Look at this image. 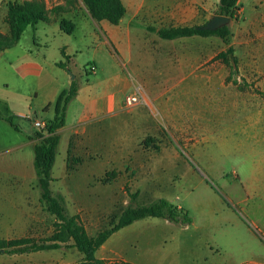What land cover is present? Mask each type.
<instances>
[{"label":"rangeland","instance_id":"rangeland-1","mask_svg":"<svg viewBox=\"0 0 264 264\" xmlns=\"http://www.w3.org/2000/svg\"><path fill=\"white\" fill-rule=\"evenodd\" d=\"M23 1L0 0L3 37H10L4 22L6 4ZM134 1L122 0L128 12L126 19L132 17L154 50L168 51L175 57L173 63H179L154 73L169 80L172 86L159 90L165 99L157 104L146 97L147 105L139 113L142 125L137 132L130 135L128 125L122 120L120 131L115 127L106 136L105 153L72 152L65 169L69 183L62 179L55 181L50 185L52 196L62 203L67 217L79 215L73 210L82 208L79 216L89 236L109 229L120 212L130 205L127 190L138 193L134 205H147L164 198L185 209L194 224L186 225L188 230L181 229V225L177 228V237L151 245L150 254L159 257L170 253L177 261L188 259L179 252V243L194 236L208 241L219 264L226 261V264H243L246 258L241 263L237 259L226 260L227 247L223 244L232 238L240 240L234 233L230 236L238 227L248 226L260 237V230L264 229V0H239L240 18L229 23L231 35L226 44L213 37L202 42L183 40L169 45L160 44L147 29L187 23L173 18L163 22L162 18L151 15V11L158 15L157 11L173 10L176 1L138 0L139 4ZM201 1L199 25L218 15L219 5L218 0ZM47 5L49 9L60 7L55 14L48 12L49 20L73 18L77 24L71 39L80 49L72 58L70 76H75L76 82L81 77L91 79L93 73L85 71L93 64L92 51L83 47V35L97 28L88 20L91 17L86 7L81 0H47ZM28 29L19 46L0 54V74L11 71L12 81L17 83L21 79L18 72L24 65L35 66L37 61H42L41 52L36 56L34 52L32 56L21 53L22 49L33 47L31 28ZM228 47L233 49L236 66L214 59ZM57 56L54 46L49 45L45 52L47 69ZM98 61L104 72L105 61L100 58ZM100 70L97 76L101 75ZM136 82L145 85L142 79L135 77L134 84ZM0 112H4L2 106ZM50 116L51 113L37 112L40 119ZM15 122L19 123L16 119ZM22 122L19 124L23 130L34 136L35 127L28 120ZM0 138L4 139L1 131ZM75 145L76 141L72 146ZM118 146L123 151L119 158H104L108 152L118 150ZM19 155L18 151L5 152L0 145V162L14 160ZM62 155L60 146L57 169ZM4 164L7 163H0ZM30 169L34 176L33 167ZM109 172H114L115 178L110 184H103ZM23 175L26 177L27 171H23ZM68 186L74 199L67 197ZM39 199V188L34 181L23 184L10 179L8 173H0V239L40 241L55 233L57 220ZM95 201H105L106 207L94 208ZM149 219L146 221H151ZM135 249L142 251L139 246L131 251ZM251 249L264 252V247L257 244ZM131 251L127 250V254L131 255ZM81 257L69 240L56 250L3 253L0 264H74Z\"/></svg>","mask_w":264,"mask_h":264},{"label":"crops","instance_id":"crops-1","mask_svg":"<svg viewBox=\"0 0 264 264\" xmlns=\"http://www.w3.org/2000/svg\"><path fill=\"white\" fill-rule=\"evenodd\" d=\"M175 1L176 5L173 10L168 12L163 10L157 11L158 15H155L154 11H151V15L162 18L163 22L167 18H173L175 21L184 19V22H187L179 26H200L198 21L201 18L202 1ZM134 2V4H139L138 0ZM127 14L126 9L125 16L116 26L111 25L107 21L95 22L91 18H88L97 28L96 30L85 31L83 35V47L92 51L91 61L93 62L92 65L96 67L91 79L81 77L80 81L76 82V77L74 76L72 79L70 76L71 71L67 72L56 66L58 62L65 63V59L61 55V51H63L69 57L68 67L71 70L72 58L80 49L74 45L71 39V36L77 29V24L73 18L70 20L75 23L76 28L71 35H67L60 30L59 21L39 22L34 28L27 27L23 31L18 43L12 48L5 50L10 51L19 46L22 37L29 30L28 28H31L33 47L30 50L22 49L21 53L32 56L34 52L36 56L41 52L42 61H37V65L35 66L31 64L24 65L18 72L21 78L19 83L12 81L11 71H1L0 106L4 108V112H0V131L3 133L4 139L0 138L2 142H0V145H3L5 152L18 151L20 155L14 160L0 162L7 163L0 165V173H8L9 178L15 182L19 181L26 184V182L34 181L37 185V181H35L36 176H33L30 166L33 167V148L39 140L33 134L24 131L19 123H23V120H28L33 126V118L45 122L52 120L54 115L52 104L58 94L62 90L68 89L73 81L77 83L78 90L76 96L67 106L65 125L58 131L60 139L51 171L53 179L51 186L59 179H62V182L69 183L70 177L65 175V169L72 152L90 151L105 153L106 136L115 127L120 131L122 120L128 125L130 135L138 131L139 126L142 125L139 113H142L144 105H147L146 97L151 103L154 102L155 104L165 99V95L161 94L159 90L163 91V88L167 90L172 85L169 80L154 73L166 71L169 69V66L179 65V63H173L175 57L168 51L159 52L154 50L151 44L145 40V33L140 32V27L133 23L132 17L126 19ZM161 28L169 27L159 25L154 29L159 30ZM151 33L154 34L162 45H169L183 40L202 42L214 37L193 36L175 40H164L160 39L155 32ZM49 45L54 46L58 56L49 65L50 69H47L45 52ZM99 58L105 61L104 72L100 70ZM99 70L101 71V75L97 76L96 74ZM6 74L8 75L7 77L4 76ZM135 77L142 79L145 85L141 82L134 84ZM138 86L141 87L143 94L146 95V103L127 107L125 103L126 96L132 94ZM39 111L44 115L51 113V116L40 119L37 117V112ZM22 115H26L31 119H24L21 117ZM6 119H11L18 130L10 126L6 122ZM15 119L19 123H16ZM44 135L46 136V134ZM75 141L76 145L72 146ZM60 146H62L63 155L59 169H57L56 163L58 162ZM119 148L118 146V150L108 152L109 155L104 156V158H111L112 156L119 158L123 152ZM69 149L70 153H68ZM56 170L57 174H55ZM23 171H27L26 177L23 175ZM71 179L74 180L75 178L71 177ZM67 189V197L71 196L74 199L73 195H70L71 188L68 186ZM105 203V201H95L93 205L96 209L105 208ZM178 207L181 206L178 205ZM74 210V213L81 216L82 208L77 207L76 211ZM148 219L135 221L129 226L113 233L97 249L95 258L97 260H122L130 264H219L216 259V253L210 247L208 241L194 238V236H189V239H185L179 243V252L187 256L188 259L181 258L180 261H177V257L172 256L170 253L164 256L160 255L159 257L153 256L149 251L151 245L154 243H165L167 239L177 237L176 231L181 225L170 223L162 218H151L149 219L151 221H146ZM193 224L191 223V225ZM180 228L188 230L189 226H182ZM260 231L262 232V237L256 235L248 226L238 227L233 230L230 236H233L234 233L240 240L235 241L232 238L228 243L223 244L227 247L226 260L229 258L233 262L237 259L238 263H241L242 259L246 258L243 264H264V252L253 251L251 249L252 245L255 244L264 247V244L260 242L261 240L264 241V229ZM138 246L139 249L141 247V252L137 249L131 251V248H138ZM145 248H148V250H143ZM127 250L131 251L132 254H127ZM138 255L141 256L139 257ZM226 263L228 262L226 261Z\"/></svg>","mask_w":264,"mask_h":264},{"label":"trees","instance_id":"trees-1","mask_svg":"<svg viewBox=\"0 0 264 264\" xmlns=\"http://www.w3.org/2000/svg\"><path fill=\"white\" fill-rule=\"evenodd\" d=\"M81 1L91 19L95 22L107 21L111 25L116 26L126 13L122 0ZM58 11H60V7L49 9L47 0H24L21 3L8 2L6 4L4 22L8 27L10 37L5 38L0 33V53L15 46L27 27L34 28L39 22L48 23L50 21L47 16L48 12L55 14ZM240 14L239 0H219L218 15L229 17L231 21H238ZM201 26H178L161 28L159 30L149 27L147 30L155 32L160 39L164 40H175L193 36H214L219 38L224 44L227 43L231 35L229 26L221 27L215 31L202 30ZM59 28L63 33L71 35L75 31L76 25L72 20L62 18L59 21ZM61 55L65 59V63L58 62L56 66L69 72V57L63 51H61ZM215 60L225 65H229L230 62L235 66L237 64V59L233 55L231 47L219 52ZM227 82H229V79H227ZM77 90V83L73 81L68 89L62 90L58 94L52 104L53 118L47 122L45 132H36L34 135L39 140L33 148V169L40 193L39 200L44 204L46 210L54 215L57 220L55 222V233L48 239L40 241L29 238L0 239V255L3 253L22 254L56 250L60 248L61 244L72 240V247L82 254V259L74 264H130L122 260H97L95 252L113 233L138 220L162 218L170 223L182 226L189 225L192 222L189 213L185 209L170 203L164 198H159L147 205H134L133 203L136 201L138 193H130L128 190L127 195L130 198V205L120 212L116 221L112 222L109 229L100 231L95 236H89L79 215L70 217L65 215L62 203L52 196L50 189L51 182H53L51 171L60 139L58 131L65 125L67 106L76 96ZM6 122L15 130H18L11 119H6ZM68 153H70V149ZM114 178L115 173L109 172L105 174L102 182L103 184H110Z\"/></svg>","mask_w":264,"mask_h":264},{"label":"built area","instance_id":"built-area-1","mask_svg":"<svg viewBox=\"0 0 264 264\" xmlns=\"http://www.w3.org/2000/svg\"><path fill=\"white\" fill-rule=\"evenodd\" d=\"M95 70H96V67L91 64L88 67L87 71H85V72L90 74V73H94ZM125 103H126L127 107L137 106V105H141V104L146 103L145 95L143 94V91H142L140 86L136 87L132 94L126 96ZM21 117L31 119L30 117H27L26 115H22ZM32 120H33L32 121L33 126L35 127L37 132H45L47 122L42 121V120H38V119H34V118Z\"/></svg>","mask_w":264,"mask_h":264},{"label":"water","instance_id":"water-1","mask_svg":"<svg viewBox=\"0 0 264 264\" xmlns=\"http://www.w3.org/2000/svg\"><path fill=\"white\" fill-rule=\"evenodd\" d=\"M231 19L222 15H214L210 20H208L204 25L201 26L202 30L215 31L221 27L229 26ZM74 77L72 76V79Z\"/></svg>","mask_w":264,"mask_h":264}]
</instances>
